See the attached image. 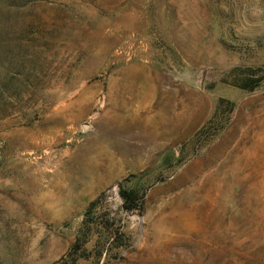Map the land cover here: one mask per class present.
Instances as JSON below:
<instances>
[{"label":"rangeland","instance_id":"374dc122","mask_svg":"<svg viewBox=\"0 0 264 264\" xmlns=\"http://www.w3.org/2000/svg\"><path fill=\"white\" fill-rule=\"evenodd\" d=\"M0 264H264V0H0Z\"/></svg>","mask_w":264,"mask_h":264},{"label":"trees","instance_id":"16d2710c","mask_svg":"<svg viewBox=\"0 0 264 264\" xmlns=\"http://www.w3.org/2000/svg\"><path fill=\"white\" fill-rule=\"evenodd\" d=\"M122 195L124 197H129V196L132 197L133 196V193L131 191H123Z\"/></svg>","mask_w":264,"mask_h":264},{"label":"bare ground","instance_id":"6f19581e","mask_svg":"<svg viewBox=\"0 0 264 264\" xmlns=\"http://www.w3.org/2000/svg\"><path fill=\"white\" fill-rule=\"evenodd\" d=\"M92 158V157H91ZM58 194V193H57ZM56 195V194H55ZM53 198H54V196H53ZM55 200V199H54Z\"/></svg>","mask_w":264,"mask_h":264}]
</instances>
